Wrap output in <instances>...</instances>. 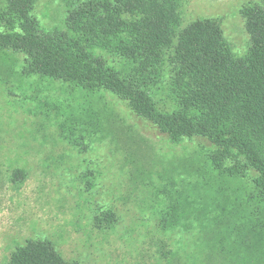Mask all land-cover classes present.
Listing matches in <instances>:
<instances>
[{
    "label": "rangeland",
    "instance_id": "obj_1",
    "mask_svg": "<svg viewBox=\"0 0 264 264\" xmlns=\"http://www.w3.org/2000/svg\"><path fill=\"white\" fill-rule=\"evenodd\" d=\"M179 1L182 29L219 19L232 51L246 54L240 11L264 0ZM83 2L38 0L32 15L46 31H66L68 11ZM5 6L0 0V14ZM96 53L131 87L150 92L157 110L177 109L170 66L143 80L121 58ZM27 64L23 53L0 52V264L29 240L50 241L71 264H264V249L248 244L259 232L264 238L256 172L233 177L232 160L214 166L206 139L174 144L108 92L28 75ZM16 170L25 176L13 181ZM202 205L209 217L202 225H161L173 206ZM107 212L117 218L112 225L99 219Z\"/></svg>",
    "mask_w": 264,
    "mask_h": 264
},
{
    "label": "trees",
    "instance_id": "obj_2",
    "mask_svg": "<svg viewBox=\"0 0 264 264\" xmlns=\"http://www.w3.org/2000/svg\"><path fill=\"white\" fill-rule=\"evenodd\" d=\"M37 1L6 0L0 14V52L23 53L28 75L108 92L174 144L206 139L215 150V167L232 160L227 170L231 176L244 178L249 169L256 172L253 184L264 209V1L240 11L250 36L243 56L232 51L219 19H197L182 29L179 0H84L68 11L66 31H46L39 25L32 15ZM96 50L121 58L143 80L161 78L170 66L177 109L157 110L150 92L131 87ZM24 176L16 170L13 181ZM207 208L181 212L173 206L161 225L190 230L209 218ZM250 214L254 223L257 212ZM99 219L112 225L117 218L107 212ZM247 228L254 225L247 223ZM248 244L263 250L264 238L259 232ZM8 264L71 263L50 241L29 240Z\"/></svg>",
    "mask_w": 264,
    "mask_h": 264
}]
</instances>
